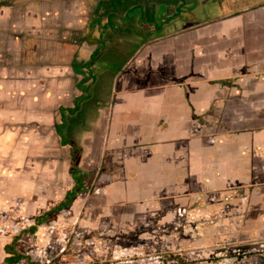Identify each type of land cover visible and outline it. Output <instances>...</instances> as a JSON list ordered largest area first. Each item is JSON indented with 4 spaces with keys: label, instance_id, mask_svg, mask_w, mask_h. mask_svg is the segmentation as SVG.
<instances>
[{
    "label": "crops",
    "instance_id": "obj_1",
    "mask_svg": "<svg viewBox=\"0 0 264 264\" xmlns=\"http://www.w3.org/2000/svg\"><path fill=\"white\" fill-rule=\"evenodd\" d=\"M213 3L178 23L183 0H0V227L196 212L264 264V0Z\"/></svg>",
    "mask_w": 264,
    "mask_h": 264
},
{
    "label": "rangeland",
    "instance_id": "obj_2",
    "mask_svg": "<svg viewBox=\"0 0 264 264\" xmlns=\"http://www.w3.org/2000/svg\"><path fill=\"white\" fill-rule=\"evenodd\" d=\"M183 3L168 20L187 23L205 17L214 5L213 0ZM143 18L152 20V16ZM162 21L160 18L157 23ZM184 219L173 226L156 223L129 232L107 225L90 233L79 229L77 223L38 224L33 218L35 225H25L17 215L13 220L23 229L17 233L19 260L13 264H247L248 253L240 247L242 241L231 240L236 232L229 225L224 226L226 237L222 239V228L217 230L213 223L209 232H203V219L196 212Z\"/></svg>",
    "mask_w": 264,
    "mask_h": 264
},
{
    "label": "built area",
    "instance_id": "obj_3",
    "mask_svg": "<svg viewBox=\"0 0 264 264\" xmlns=\"http://www.w3.org/2000/svg\"><path fill=\"white\" fill-rule=\"evenodd\" d=\"M0 215H4L3 214V212H1L0 213ZM22 218L25 220V225H27V223H28V225H35V222H34V220H32V219H29V218H24L23 216H22ZM24 227H26V226H24ZM23 228L18 224V223H16V222H10V223H8V224H6V226H2V227H0V232L3 234H5V233H19L21 230H22Z\"/></svg>",
    "mask_w": 264,
    "mask_h": 264
},
{
    "label": "trees",
    "instance_id": "obj_4",
    "mask_svg": "<svg viewBox=\"0 0 264 264\" xmlns=\"http://www.w3.org/2000/svg\"><path fill=\"white\" fill-rule=\"evenodd\" d=\"M71 195H72V193L69 195L68 194V196H67V199H68V201L67 202H70V197H71ZM42 221V219H38V224H39V222H41ZM35 228H33V230H34ZM17 239V238H16ZM17 256H18V254H17V252H14L11 256H9V257H7V259H6V261H7V264H11L13 261H15V260H19L18 258H17Z\"/></svg>",
    "mask_w": 264,
    "mask_h": 264
}]
</instances>
